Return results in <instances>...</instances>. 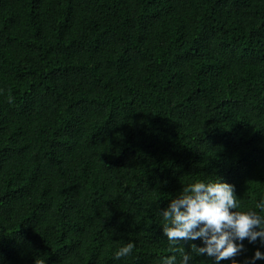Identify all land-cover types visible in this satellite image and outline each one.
Instances as JSON below:
<instances>
[{
	"label": "trees",
	"instance_id": "obj_1",
	"mask_svg": "<svg viewBox=\"0 0 264 264\" xmlns=\"http://www.w3.org/2000/svg\"><path fill=\"white\" fill-rule=\"evenodd\" d=\"M217 178L264 199V0H0V264H160Z\"/></svg>",
	"mask_w": 264,
	"mask_h": 264
},
{
	"label": "clouds",
	"instance_id": "obj_2",
	"mask_svg": "<svg viewBox=\"0 0 264 264\" xmlns=\"http://www.w3.org/2000/svg\"><path fill=\"white\" fill-rule=\"evenodd\" d=\"M240 208L234 186L219 178L183 185L168 206L159 212L162 233L169 243L168 252L172 253L161 257L160 264H189L193 255L204 254L214 257L219 264L240 253L245 239L252 243L259 238L264 244V215L260 214L264 213V199L256 203L255 209L239 211ZM197 239L204 246L190 244L191 251H186L184 244ZM134 247L133 242L126 243L115 251L114 258L129 256ZM257 259H264L259 250L252 264Z\"/></svg>",
	"mask_w": 264,
	"mask_h": 264
}]
</instances>
